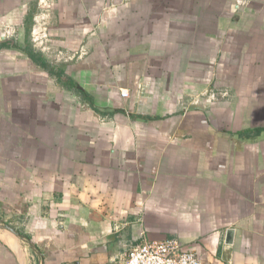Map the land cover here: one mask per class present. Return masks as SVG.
Here are the masks:
<instances>
[{
    "label": "crops",
    "instance_id": "obj_1",
    "mask_svg": "<svg viewBox=\"0 0 264 264\" xmlns=\"http://www.w3.org/2000/svg\"><path fill=\"white\" fill-rule=\"evenodd\" d=\"M1 45L0 218L43 264H264V0H0Z\"/></svg>",
    "mask_w": 264,
    "mask_h": 264
},
{
    "label": "built area",
    "instance_id": "obj_2",
    "mask_svg": "<svg viewBox=\"0 0 264 264\" xmlns=\"http://www.w3.org/2000/svg\"><path fill=\"white\" fill-rule=\"evenodd\" d=\"M111 264H202V261L195 251L186 250L178 240L168 239L135 245L124 260L116 259Z\"/></svg>",
    "mask_w": 264,
    "mask_h": 264
},
{
    "label": "water",
    "instance_id": "obj_3",
    "mask_svg": "<svg viewBox=\"0 0 264 264\" xmlns=\"http://www.w3.org/2000/svg\"><path fill=\"white\" fill-rule=\"evenodd\" d=\"M0 231L11 236V238L17 241L23 248H27L34 252L38 258V264H43L41 252L26 235L21 233L18 229L8 224L4 220H0Z\"/></svg>",
    "mask_w": 264,
    "mask_h": 264
},
{
    "label": "rangeland",
    "instance_id": "obj_4",
    "mask_svg": "<svg viewBox=\"0 0 264 264\" xmlns=\"http://www.w3.org/2000/svg\"><path fill=\"white\" fill-rule=\"evenodd\" d=\"M0 220H3V219H1V218H0ZM5 222H6V221H5ZM7 223H8V224H10V225H12V223H11V222H7ZM12 226H13V225H12ZM28 251H29V249H28Z\"/></svg>",
    "mask_w": 264,
    "mask_h": 264
},
{
    "label": "trees",
    "instance_id": "obj_5",
    "mask_svg": "<svg viewBox=\"0 0 264 264\" xmlns=\"http://www.w3.org/2000/svg\"><path fill=\"white\" fill-rule=\"evenodd\" d=\"M4 47H5V45H1V46H0V49H2V48H4ZM258 132H259V131H258Z\"/></svg>",
    "mask_w": 264,
    "mask_h": 264
},
{
    "label": "bare ground",
    "instance_id": "obj_6",
    "mask_svg": "<svg viewBox=\"0 0 264 264\" xmlns=\"http://www.w3.org/2000/svg\"><path fill=\"white\" fill-rule=\"evenodd\" d=\"M14 241V240H13Z\"/></svg>",
    "mask_w": 264,
    "mask_h": 264
}]
</instances>
